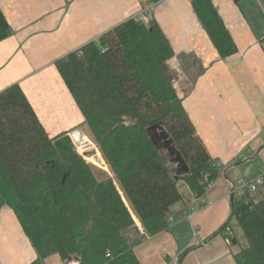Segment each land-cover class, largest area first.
I'll use <instances>...</instances> for the list:
<instances>
[{
    "label": "trees",
    "instance_id": "obj_1",
    "mask_svg": "<svg viewBox=\"0 0 264 264\" xmlns=\"http://www.w3.org/2000/svg\"><path fill=\"white\" fill-rule=\"evenodd\" d=\"M205 30L220 59L236 52L221 21ZM8 34L0 12V41ZM78 50L55 67L83 117L74 130L96 146L108 173L78 154L72 131L49 137L17 84L0 92V169L36 255L31 264L51 256L64 264H140L134 248L169 229L170 208L181 200L178 184L201 198L221 170L170 83L172 50L155 24L128 20ZM157 125L186 163L187 175L176 179L166 150L150 140L147 130ZM232 222L240 237L232 234ZM218 234L231 240L236 264H264V198L232 200Z\"/></svg>",
    "mask_w": 264,
    "mask_h": 264
},
{
    "label": "crops",
    "instance_id": "obj_2",
    "mask_svg": "<svg viewBox=\"0 0 264 264\" xmlns=\"http://www.w3.org/2000/svg\"><path fill=\"white\" fill-rule=\"evenodd\" d=\"M263 10L264 0H0L9 27L0 41V92L19 85L49 137L83 122L57 60L131 19L155 24L168 41L167 76L221 175L201 198L179 183L180 206L170 208L169 229L134 248L140 264H236L231 240L214 234L229 220L232 200L249 195L234 182L250 170H238L252 154H264ZM214 20L236 48L225 60L205 30ZM0 199V264H31L36 255L1 169ZM45 264L64 263L51 256Z\"/></svg>",
    "mask_w": 264,
    "mask_h": 264
},
{
    "label": "rangeland",
    "instance_id": "obj_3",
    "mask_svg": "<svg viewBox=\"0 0 264 264\" xmlns=\"http://www.w3.org/2000/svg\"><path fill=\"white\" fill-rule=\"evenodd\" d=\"M74 131H77V130H74ZM74 131H72V132H74ZM72 132H70L69 134H71ZM80 133H82V132H80ZM87 137V136H86ZM88 138V137H87ZM89 139V138H88ZM84 143H80L79 145H81V144H88V141L87 140H85V141H83ZM89 149L87 150V149H82L83 151H81L80 153H78L80 156H81V154H82V157L86 160V162L88 163V164H90V165H92V166H94L96 169H98V170H101V171H103V172H106V173H108V169H107V167H106V169L104 170V169H101L100 167H98L97 165H95L94 164V162H96L97 161V156H95L96 155V152L94 151V148H93V146H89L88 147ZM84 150H87L86 152L84 151ZM97 154L99 155V157L101 158V160H102V162L104 163V160H103V158H102V156H101V154H100V152L98 151V149H97ZM250 161H247L248 163H244V164H242V166H241V168L238 170L240 173L242 172V170H243V168H245L246 166H247V170H250V173H249V175H247V176H243V178H237V180H236V182H234V183H237L240 179H243L245 182H252V181H254L255 180V178H257L258 176H259V170H261V172H264V154L262 153V154H260V155H255V154H252L251 156H250ZM100 165H101V162L99 163ZM105 164V163H104ZM254 174H258L255 178H253L252 177V175H254ZM232 175L233 174H231V177H232ZM240 175H242V174H240ZM245 177V178H244ZM181 184V183H180ZM180 184H178V190H179V193H180V195H181V191H183L182 189H183V187L182 186H180ZM245 192H247V191H245ZM254 196H255V198H256V200L258 201V200H260V199H262V198H264V189L263 188H259V190L254 194ZM181 201V200H180ZM179 201V202H180ZM175 203L173 206L175 207V206H180V203ZM232 226H233V230H234V235H235V237H240V230H239V228H238V226H237V224L235 223V222H232V224H231Z\"/></svg>",
    "mask_w": 264,
    "mask_h": 264
},
{
    "label": "built area",
    "instance_id": "obj_4",
    "mask_svg": "<svg viewBox=\"0 0 264 264\" xmlns=\"http://www.w3.org/2000/svg\"><path fill=\"white\" fill-rule=\"evenodd\" d=\"M140 2H143L144 0H138ZM235 1H240V0H235ZM148 9H142L141 13L144 14L147 12ZM263 14H264V10H263ZM136 22L140 21L139 19H134ZM78 55L81 54V52L78 50ZM69 137H70V140L72 141V144L75 148V150L80 153L81 151H83L82 149H89L88 147L89 146H93L94 148V151L96 152V155L97 156V148L96 146L86 137L85 134L83 133H80V131H74L72 132L71 134H69ZM82 140V139H85L88 141V144H83V145H79L78 144V141L79 140ZM87 150H84L85 152ZM82 156V154H81ZM97 161H100L103 165L102 166H98L100 167L101 169H105L106 168V165L102 162L101 158L99 157V155L97 156ZM85 160V159H84ZM86 161V160H85ZM95 164V162H94ZM214 183H211L205 190V194L204 196H207L208 192L210 191V189L213 187ZM263 186V174H261L260 176H258L254 181L252 182H245L243 179H240L237 183H236V188L238 190H244V191H247V193H249V195H254L258 190L259 188H261ZM232 194H234V190L232 191ZM212 203L211 202H205V205L206 206H209L211 205ZM168 223L171 224L172 223V220L168 217ZM226 232L227 233H230V230L229 229H226ZM68 264H79L77 261H70Z\"/></svg>",
    "mask_w": 264,
    "mask_h": 264
},
{
    "label": "water",
    "instance_id": "obj_5",
    "mask_svg": "<svg viewBox=\"0 0 264 264\" xmlns=\"http://www.w3.org/2000/svg\"><path fill=\"white\" fill-rule=\"evenodd\" d=\"M148 136L152 143L158 149H164L170 159V165L174 170L175 178L185 176L189 173L186 163L181 158L180 154L173 147V142L169 139L168 134L162 125H157L147 130ZM234 243V242H233Z\"/></svg>",
    "mask_w": 264,
    "mask_h": 264
},
{
    "label": "bare ground",
    "instance_id": "obj_6",
    "mask_svg": "<svg viewBox=\"0 0 264 264\" xmlns=\"http://www.w3.org/2000/svg\"><path fill=\"white\" fill-rule=\"evenodd\" d=\"M83 141H85V139H82V140L80 139V140L78 141V144H80L81 142L84 143ZM81 145H83V144H81ZM97 156H98V154H97ZM99 163H100V161H96V162H95V165H97V166H102V165H103L102 163H101V165H100ZM105 169H106V168H105ZM105 169H104V170H105Z\"/></svg>",
    "mask_w": 264,
    "mask_h": 264
}]
</instances>
